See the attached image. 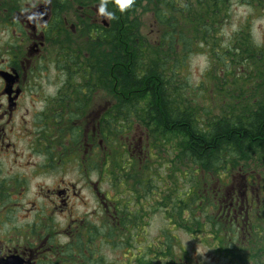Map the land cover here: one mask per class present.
<instances>
[{
    "label": "trees",
    "instance_id": "obj_1",
    "mask_svg": "<svg viewBox=\"0 0 264 264\" xmlns=\"http://www.w3.org/2000/svg\"><path fill=\"white\" fill-rule=\"evenodd\" d=\"M237 2L264 12V0ZM53 4L58 14L52 18L51 30L58 26V36L64 38L59 44L66 46L59 65L63 82L107 86L119 91L122 101L102 120L107 136H115L107 142V177L121 195L109 198L106 226L91 224L90 233L62 247L63 254L70 256L74 249V264H111L98 250L103 247L101 236L105 233L106 247L130 246L132 256L127 264H176V250H184L169 229L154 249L139 248V222L150 209L151 213L161 210L177 230L191 234L204 230V243L230 263L264 264V243L260 242V260L255 254L256 244L264 240V202L258 207L250 194V210L242 206L240 213L229 215L230 224H225L229 216L220 209L221 198L229 196L232 203L239 204L241 188L219 186V192L210 185L212 177L232 179L234 167H244L250 161L264 168V47L251 34L249 17L225 38L222 29L229 24L232 0H131L123 10L116 0H54ZM101 6L108 16L107 26L91 23L83 18V11L76 14L73 9L92 14ZM71 13L80 34L69 33L62 23V14L67 20ZM144 13L158 25L155 44L142 33L140 14ZM78 36L83 42L76 47ZM71 41H75L73 61L68 57ZM196 48L204 50L209 61L207 75L214 89L211 98L221 100L215 117L207 112L199 114L200 108L190 98L192 90L182 76L187 56ZM114 86L120 87L117 90ZM134 125L146 127L142 144L145 154L143 160L128 163L133 155L119 149H126L121 137H127L126 132ZM151 147L158 161L165 153L173 164L172 170L169 162L165 165V175L160 179L159 168L152 164ZM93 152L92 161L99 162L100 150ZM179 165L184 169L177 171ZM176 172L180 180L177 186L171 180ZM260 175L264 182V172ZM240 229L246 233L244 240ZM152 253L155 260L162 258L159 263H150Z\"/></svg>",
    "mask_w": 264,
    "mask_h": 264
},
{
    "label": "flooded vegetation",
    "instance_id": "obj_2",
    "mask_svg": "<svg viewBox=\"0 0 264 264\" xmlns=\"http://www.w3.org/2000/svg\"><path fill=\"white\" fill-rule=\"evenodd\" d=\"M16 2L0 0V264H74L75 250L65 256L62 247L91 232L92 201L104 219L101 226L109 216L107 190L97 192L91 172L92 151L101 150L100 178L106 181L102 120L114 104L102 101L92 117L96 90L105 93L107 86L63 82L51 48L60 59L66 46L59 44L64 38L58 26L51 30L57 16L51 0ZM74 52L71 41V61ZM50 72L59 82L44 87L42 79ZM220 209L229 216L243 207L222 201ZM101 241L106 248L105 233Z\"/></svg>",
    "mask_w": 264,
    "mask_h": 264
},
{
    "label": "rangeland",
    "instance_id": "obj_3",
    "mask_svg": "<svg viewBox=\"0 0 264 264\" xmlns=\"http://www.w3.org/2000/svg\"><path fill=\"white\" fill-rule=\"evenodd\" d=\"M33 0H19V2H16L14 5H24L25 3H32ZM54 0H51V5H53ZM39 2V1H38ZM84 8V7H83ZM76 10V14L82 13L83 18H88V21L95 24H102L103 26H107L108 22V16L103 11H96L91 13H87V11L84 9L80 10L79 8H73ZM57 11V9H55ZM58 14V11H57ZM249 17L250 19V25L249 29L251 34L253 35L255 41L259 46L264 47V12H258V11H252V9L249 6L242 5L237 2V0H232V6H231V12L229 16V24H226L222 31H223V37H229L235 31L242 25L241 22L246 18ZM62 23L65 26V28L69 31V33H79L78 30L75 28V22L76 17L73 13L70 14V16L65 18V15L62 14ZM140 19L142 21V33L145 35V39L148 40L149 43L155 44L157 40V35L159 33L158 25L155 23L154 19H152L151 15L148 13L140 14ZM106 22L104 24L103 22ZM80 34V33H79ZM83 42L82 37L78 36L76 40V47L80 46V43ZM75 44V41H74ZM61 46V44H60ZM75 53V52H74ZM51 56L54 60H57L59 65L61 63L60 59H56V53L51 48ZM76 54V53H75ZM208 58L206 56V52L202 49L196 48L192 52H190L187 56V60L184 65V69L182 72V76L184 80L189 85L192 92L190 93V98L194 100L195 104L200 108L199 114L202 112H207L211 117L217 116L218 112L221 108H219V102L221 100H217L216 98H211V95L214 94L213 89V83L210 81L208 73ZM58 72V71H55ZM50 72L48 73L43 79L42 84L44 87H47L48 85H51V83H57L59 82L58 79H54L56 73ZM59 73V72H58ZM60 76V75H59ZM117 87V90L120 86H114ZM202 89L203 92H201L199 89ZM96 105L92 112V117H94V112L96 111V107L99 109V104L102 101H106V103L109 105L116 104V102L120 101L121 93L119 91H113L108 90L102 92L96 90ZM105 96L106 98H103ZM117 105V104H116ZM221 106H223V103H221ZM204 108V109H203ZM102 110V109H101ZM97 124H95L96 126ZM100 125V124H99ZM128 133L127 137H125L123 134L121 139V143L123 142L125 144L126 149H119V151L125 152L126 154L129 153V155H133L132 158L128 157V163H130L132 160L144 159L145 150H141L140 146L142 145L147 130L144 125H134L132 130ZM108 138L114 139L115 136H106L104 137V141L107 143ZM95 147V146H94ZM101 154L102 151L100 150ZM108 149H106V155H107ZM149 152L152 156V164L158 167L159 172V179L160 177H163L165 175V165L169 162L170 169H173L172 162L170 163V158L168 160L167 155L164 153L163 160L158 161L159 158H157L156 150L155 148L151 147L149 149ZM92 151V155H93ZM170 154V152H169ZM128 156V155H127ZM156 158L157 161L156 162ZM160 160V159H159ZM100 162L98 160L96 162H92L93 165V171L91 172L92 181L93 183H97V187L95 188L97 192L103 194L104 190H107V198H108V211L110 209V199H114L115 197H119L121 195V191L119 188H116L112 186V181L108 179L106 174V181H103L100 176L103 169H100ZM178 168L184 169L183 165L176 166V169L178 171ZM236 170L233 173L232 179H229L227 177L225 178H219V177H212L210 180L211 188L213 190L219 191V186H223L224 188L231 187L232 185H239L241 188L242 193V202L240 201V207L245 206L243 201L246 200L245 194L247 192H250L252 195L253 200H256L258 203L257 206L259 207L264 202V182L263 178L261 177L260 173L264 172L263 166L256 164V162H248L244 167L241 165L234 167ZM175 169V170H176ZM240 170H242L244 173H240ZM108 173V170L106 171ZM180 176L184 177L182 174ZM179 177V174L176 172L173 176L171 175V180L176 183L175 185H180V180H177ZM101 179V180H100ZM110 180V182H109ZM221 192V191H219ZM221 194V193H220ZM99 199H104L103 195H98ZM221 200L226 203H232V200L229 196L222 197ZM77 208L80 212L84 210V206L81 205L79 202L77 203ZM92 206V216H91V223L95 225H101V222L104 221L103 218L99 216V208L98 204H96L94 201L91 203ZM146 212L145 209H143V213ZM108 218V217H107ZM227 221L225 224H230V216L226 217ZM235 219V216H233ZM107 221V219H106ZM236 224V223H234ZM225 228V227H224ZM165 229H169L170 234H174L179 239V242L184 250V252H180L179 250H176V256L175 259L176 264H235L230 263L228 259L225 257L218 255L214 252L212 248H210L207 244L204 243V237L206 235L205 231L197 234H191L184 230H177L173 228V224H169L168 220L165 219L164 213L159 210L155 213H151L150 209H148V214L145 217V220H142L139 222V231L141 234L137 238V242L139 244V248L145 250L147 246L154 249V247L159 243V241L164 240V234ZM242 233L239 235L241 239H245V236L243 229H240ZM264 235V233H263ZM64 242V240H62ZM261 243H264V240H259V242L256 244V250L255 254L258 260H260L261 255L263 254V251L261 250L262 247L260 245ZM97 246H100L99 240H97ZM255 247L253 249H255ZM157 249V248H156ZM101 252V256L103 260L107 263L113 262L111 264H127L129 261H131V248L130 246L127 247H112L108 246L106 248H99L98 249ZM134 251L135 248H132ZM138 251V249H137ZM254 251V250H253ZM252 251V253H253ZM151 258L150 263H159L162 259L159 257V260H155V254L152 253L149 255ZM80 259V258H79ZM81 260V259H80ZM127 262V263H126ZM168 263V260H166Z\"/></svg>",
    "mask_w": 264,
    "mask_h": 264
},
{
    "label": "clouds",
    "instance_id": "obj_4",
    "mask_svg": "<svg viewBox=\"0 0 264 264\" xmlns=\"http://www.w3.org/2000/svg\"><path fill=\"white\" fill-rule=\"evenodd\" d=\"M117 4H119L121 6V10H123V8L127 5H129L131 3V0H116ZM100 11L103 12V6H101Z\"/></svg>",
    "mask_w": 264,
    "mask_h": 264
},
{
    "label": "water",
    "instance_id": "obj_5",
    "mask_svg": "<svg viewBox=\"0 0 264 264\" xmlns=\"http://www.w3.org/2000/svg\"><path fill=\"white\" fill-rule=\"evenodd\" d=\"M103 23H104V24H106V22H105V21H104Z\"/></svg>",
    "mask_w": 264,
    "mask_h": 264
}]
</instances>
